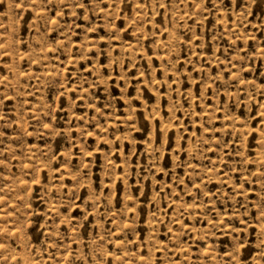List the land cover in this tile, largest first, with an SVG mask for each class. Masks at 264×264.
Segmentation results:
<instances>
[{"label":"rangeland","instance_id":"obj_1","mask_svg":"<svg viewBox=\"0 0 264 264\" xmlns=\"http://www.w3.org/2000/svg\"><path fill=\"white\" fill-rule=\"evenodd\" d=\"M0 264H264V0H0Z\"/></svg>","mask_w":264,"mask_h":264}]
</instances>
